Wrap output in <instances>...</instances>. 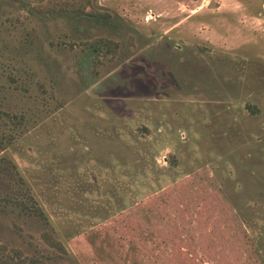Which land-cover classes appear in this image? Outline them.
<instances>
[{"label": "rangeland", "instance_id": "374dc122", "mask_svg": "<svg viewBox=\"0 0 264 264\" xmlns=\"http://www.w3.org/2000/svg\"><path fill=\"white\" fill-rule=\"evenodd\" d=\"M47 1L0 0L5 253L264 264V0H93L112 27L36 15Z\"/></svg>", "mask_w": 264, "mask_h": 264}, {"label": "trees", "instance_id": "16d2710c", "mask_svg": "<svg viewBox=\"0 0 264 264\" xmlns=\"http://www.w3.org/2000/svg\"><path fill=\"white\" fill-rule=\"evenodd\" d=\"M36 15L50 16V17H62L72 21H88L94 22L101 26L112 27L114 22L111 16L107 12L98 10L93 5V0H48L44 4L33 8ZM85 46L91 52V54L102 55L103 57L112 54L117 48V44L106 39L93 40L86 43ZM250 110L254 109L252 106H248ZM12 123L21 125L23 117L17 114H7ZM11 135L0 134V155L5 149V146L11 142ZM17 171L16 164L5 157L0 156V172L8 174L15 173ZM34 206V204H32ZM36 211H40L36 206L32 207ZM40 213V212H39ZM43 241L51 248L65 253V250L61 243L54 239L50 233H44L42 235ZM13 254L5 253V247L0 245V264H35L38 260L34 258L24 259L20 257V252L12 250Z\"/></svg>", "mask_w": 264, "mask_h": 264}, {"label": "built area", "instance_id": "2783aa9c", "mask_svg": "<svg viewBox=\"0 0 264 264\" xmlns=\"http://www.w3.org/2000/svg\"><path fill=\"white\" fill-rule=\"evenodd\" d=\"M203 1H205V0H203ZM207 1V3H208V5H209V2L211 1V0H206ZM201 7V6H200Z\"/></svg>", "mask_w": 264, "mask_h": 264}]
</instances>
